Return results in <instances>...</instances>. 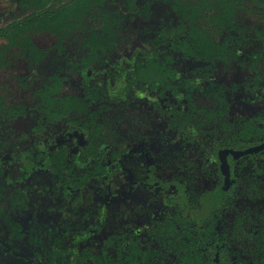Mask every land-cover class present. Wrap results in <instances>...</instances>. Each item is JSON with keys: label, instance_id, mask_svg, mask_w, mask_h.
<instances>
[{"label": "flooded vegetation", "instance_id": "af4514ba", "mask_svg": "<svg viewBox=\"0 0 264 264\" xmlns=\"http://www.w3.org/2000/svg\"><path fill=\"white\" fill-rule=\"evenodd\" d=\"M168 4L149 5L152 22ZM242 5L264 47V5ZM142 12L105 50L83 45L96 27L62 52L38 34L44 65L3 52L0 264H264V50L225 63L155 48ZM26 14L0 2V31Z\"/></svg>", "mask_w": 264, "mask_h": 264}, {"label": "trees", "instance_id": "16d2710c", "mask_svg": "<svg viewBox=\"0 0 264 264\" xmlns=\"http://www.w3.org/2000/svg\"><path fill=\"white\" fill-rule=\"evenodd\" d=\"M154 1L142 0L143 4H139L138 0H21V4L27 8L24 19L11 22L0 31L10 32L9 40L1 41L0 44V66L8 64L3 52L9 51L28 52V58L34 64L44 65L48 55L46 47L35 40L38 34H56L58 42L54 47L62 52L67 47L64 41L76 30L87 32L98 27V35L94 39L84 38L83 45L90 44L95 50H105L110 48L106 36L115 34L116 29L125 26L126 20L132 22L136 18L135 14L142 16L143 9L149 13L145 25L148 31L147 42H151L155 48L163 44V50L174 52L180 49L193 54L202 52L199 56L204 58H210L213 52H218L225 63L240 57L243 54L241 52L248 49L249 43L251 52H255L254 46L264 50L258 42L246 39L243 27H239L235 20L244 0H166L169 8L161 16L162 21L152 22V10L147 8ZM258 3L264 5V0H258ZM142 5H145L144 8ZM91 18L97 20V24L91 23L88 27L87 22ZM239 30L240 33H236ZM10 47L16 49L9 50ZM51 80L60 84L63 77L57 71ZM217 99L227 102L223 95H217ZM216 112L227 113V107H221ZM85 260L84 255L75 258L70 264H90ZM92 260V264H106L100 255H95Z\"/></svg>", "mask_w": 264, "mask_h": 264}, {"label": "rangeland", "instance_id": "374dc122", "mask_svg": "<svg viewBox=\"0 0 264 264\" xmlns=\"http://www.w3.org/2000/svg\"><path fill=\"white\" fill-rule=\"evenodd\" d=\"M15 1L16 0H0V2H2V3H6V4H15Z\"/></svg>", "mask_w": 264, "mask_h": 264}]
</instances>
